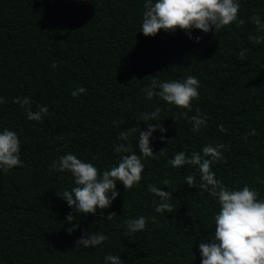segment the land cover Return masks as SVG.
<instances>
[{"label":"trees","instance_id":"trees-1","mask_svg":"<svg viewBox=\"0 0 264 264\" xmlns=\"http://www.w3.org/2000/svg\"><path fill=\"white\" fill-rule=\"evenodd\" d=\"M239 2L244 25L234 22L208 33L193 29L190 39L179 29L145 37L140 32L145 0H0V97L5 100L0 131L17 133L22 161L21 167L0 170V264H105L107 255H118L123 264H200L199 244L214 235L219 205L207 192L187 186L188 175L200 182L195 166L174 168L168 161L208 144L229 146L224 160L211 166L218 179L229 189L247 184L264 199V42L248 39L260 35L249 18L259 15L264 23V0ZM243 49L248 51L241 61ZM189 75L200 86L188 115L199 108L207 117L199 132L180 115L184 109L158 96L146 99L141 91L153 78L183 81ZM80 87L87 93L73 98L71 92ZM17 97L34 101L32 111L38 110L36 102L47 106L49 114L28 120L25 109L13 103ZM157 108L158 119H141ZM146 123L167 129L150 139L153 154L165 148L163 154L141 157V181L129 190L118 181L120 195L110 207L77 215L72 223L78 228L69 234L72 225L65 220L72 209L61 197L76 185L69 172H50V165L71 153L102 173L118 164L123 154L113 149L119 143L139 155L134 137H117L135 126L146 131ZM252 130L257 135L243 139ZM149 184L175 189L173 213L155 211L152 200L159 197L148 191ZM112 212L116 217L109 221ZM140 216L147 219L145 230L125 235L124 221ZM85 230L108 240L95 248L76 245Z\"/></svg>","mask_w":264,"mask_h":264},{"label":"clouds","instance_id":"clouds-1","mask_svg":"<svg viewBox=\"0 0 264 264\" xmlns=\"http://www.w3.org/2000/svg\"><path fill=\"white\" fill-rule=\"evenodd\" d=\"M239 11V0H145L140 32L145 37H149L155 36L160 30L167 33L179 29L188 33L191 39L193 29L208 33L213 30L218 32L234 22L238 26L244 25L245 21L238 19ZM249 22L254 24L257 32L260 33V35H250L249 41L255 44L264 42V23L261 22L260 16L252 15ZM200 39L199 36L195 37L196 42ZM247 51L248 49L240 51L241 61L246 59ZM57 66L55 63L52 65L53 68ZM199 86L200 81L191 75L183 81L161 82L153 78L150 85L142 88L141 91L145 93L146 99L150 100L158 96L167 104L184 109L185 111L180 115L191 122L193 132H199L202 127H207L206 115L200 114L199 108L195 109L196 115H188L193 110L192 101L199 98ZM86 93L87 89L80 87L72 91L71 95L75 98ZM3 103L5 100L0 97V104ZM13 103L25 109L27 119L30 121H41L43 116L49 114L47 106L38 102H36L38 110L32 111L31 106L34 101L28 97H17ZM159 112L160 109L157 108L151 113H144L141 119L145 122L150 119L156 120ZM113 124L119 127L117 122L114 121ZM146 124V131H140L139 126H135L121 131L117 137L120 141H128L129 138L134 137L139 155L131 146L119 143L113 149L115 153L123 154L120 155L118 164L102 173L92 163L82 162L71 153H66L50 165V172H69L76 185L71 191H64L62 197L60 196L72 209L65 220L72 225L66 229L69 234L78 228V224L72 223L77 215L95 214L97 209L110 207L113 200L120 195L116 190L118 181L125 190L133 188L141 181L145 168L141 157L157 158V153L163 154L165 148L153 154L150 139L153 132L159 130L164 133L167 129L161 123ZM218 127L221 132L225 131L223 125ZM249 135L255 136L257 133L252 130L243 139L247 140ZM160 140L163 142L165 137L161 135ZM228 147L223 143L208 144L199 152H192L190 156L181 151L176 153L168 164L174 168L185 165L195 166L199 172L200 182L197 184L196 177L188 175L185 178L187 186L198 188L201 193L207 192L219 205V211L213 217L214 235L211 239H206L208 242L202 240L199 244L200 264H264V199L258 198L259 193L247 184L240 189H229L211 170L213 163L224 160L223 151H227ZM20 149L21 141L15 131L8 129L0 131V170L8 172L14 167L22 166ZM163 183L166 186L169 184L167 180ZM148 191L153 197H159V200H152L157 213L174 212V205L170 201L173 200L175 189L173 192L162 191L161 188L149 184ZM114 217H116L114 212L109 213L107 220L112 221ZM152 221L156 222L155 216L152 217ZM124 224L127 229L125 235L130 236L145 230L147 219L144 216L129 218ZM106 240L108 236L102 233H89L85 230L84 236L76 241V245H81L85 249L95 248ZM104 259L105 264H123L118 255H107Z\"/></svg>","mask_w":264,"mask_h":264}]
</instances>
